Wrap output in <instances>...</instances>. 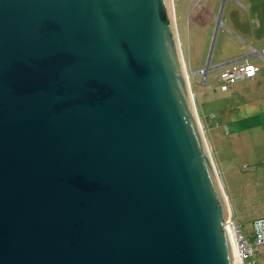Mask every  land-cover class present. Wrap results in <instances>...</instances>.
Here are the masks:
<instances>
[{
  "label": "water",
  "instance_id": "1",
  "mask_svg": "<svg viewBox=\"0 0 264 264\" xmlns=\"http://www.w3.org/2000/svg\"><path fill=\"white\" fill-rule=\"evenodd\" d=\"M173 0H0V264H234Z\"/></svg>",
  "mask_w": 264,
  "mask_h": 264
},
{
  "label": "rangeland",
  "instance_id": "2",
  "mask_svg": "<svg viewBox=\"0 0 264 264\" xmlns=\"http://www.w3.org/2000/svg\"><path fill=\"white\" fill-rule=\"evenodd\" d=\"M173 3L195 106L230 202L232 219L243 234L253 237L252 221L264 216V74L256 76L255 81H235L222 90L220 72L230 64H218L234 59L236 53L245 55L250 51L246 46L248 37L243 34L246 27L237 34L233 25L237 19L248 26L251 14L256 12L262 30L264 0ZM202 69H207L205 83L199 73ZM253 259L264 264V245L254 248Z\"/></svg>",
  "mask_w": 264,
  "mask_h": 264
},
{
  "label": "built area",
  "instance_id": "3",
  "mask_svg": "<svg viewBox=\"0 0 264 264\" xmlns=\"http://www.w3.org/2000/svg\"><path fill=\"white\" fill-rule=\"evenodd\" d=\"M259 54L264 53V50L261 52H256ZM260 67L251 63H245L239 66H235L229 70H226L221 73L222 84L220 88L226 90L228 86L235 81L252 79L256 76ZM207 69H202L199 73L203 74L202 83H205ZM229 227L233 230V241L237 256V264H257V262L251 259V256L254 253V248L264 244V216L257 217L252 221V231L253 237H249L243 234L237 224H235L232 216L228 221ZM246 258H248L246 260Z\"/></svg>",
  "mask_w": 264,
  "mask_h": 264
},
{
  "label": "crops",
  "instance_id": "4",
  "mask_svg": "<svg viewBox=\"0 0 264 264\" xmlns=\"http://www.w3.org/2000/svg\"><path fill=\"white\" fill-rule=\"evenodd\" d=\"M251 16H252V18L248 22V26L243 25V21L242 20L239 21L237 19L235 20V24L233 25L237 34L241 33V31H240L241 28L246 27L244 29L243 34H245L248 37L249 42L246 44V46L248 47V49L250 51L245 55H237L238 53H236L234 59H231L229 61L218 64V66H224L227 64L231 65L233 63L231 65V67L229 65L228 68L223 69L220 73H222L226 70H229L235 66H239V65H242L245 63H251V64L257 65L260 68H262L261 71H259L256 74L257 77L258 76L261 77L264 74V53H262V54L256 53V52H261L262 50H264V26L261 30L262 23L260 21H258V19L256 18V16H257L256 12H253L251 14ZM253 22H254V26H252ZM254 27H257L258 31L254 32L255 31ZM249 29L252 33L249 31ZM256 76L254 78L248 79V80L255 81L257 78ZM232 208H233V202H232ZM231 216H232V212H231ZM251 257H252L251 259H253V255ZM253 260H255V259H253Z\"/></svg>",
  "mask_w": 264,
  "mask_h": 264
},
{
  "label": "bare ground",
  "instance_id": "5",
  "mask_svg": "<svg viewBox=\"0 0 264 264\" xmlns=\"http://www.w3.org/2000/svg\"><path fill=\"white\" fill-rule=\"evenodd\" d=\"M230 230H231V233H233L232 228H230ZM233 239H234V237H233ZM234 264H237V257H236V262L234 261Z\"/></svg>",
  "mask_w": 264,
  "mask_h": 264
},
{
  "label": "trees",
  "instance_id": "6",
  "mask_svg": "<svg viewBox=\"0 0 264 264\" xmlns=\"http://www.w3.org/2000/svg\"><path fill=\"white\" fill-rule=\"evenodd\" d=\"M262 69V68H261ZM261 69H260V71H261ZM259 72V71H258ZM232 217H233V214H232ZM234 217L236 218V213H235V210H234Z\"/></svg>",
  "mask_w": 264,
  "mask_h": 264
}]
</instances>
